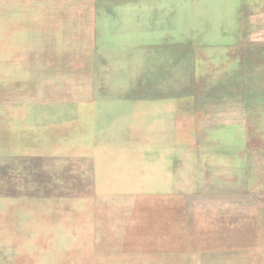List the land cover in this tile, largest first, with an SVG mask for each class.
<instances>
[{"label":"rangeland","instance_id":"rangeland-1","mask_svg":"<svg viewBox=\"0 0 264 264\" xmlns=\"http://www.w3.org/2000/svg\"><path fill=\"white\" fill-rule=\"evenodd\" d=\"M0 264H264V0H0Z\"/></svg>","mask_w":264,"mask_h":264},{"label":"crops","instance_id":"crops-1","mask_svg":"<svg viewBox=\"0 0 264 264\" xmlns=\"http://www.w3.org/2000/svg\"><path fill=\"white\" fill-rule=\"evenodd\" d=\"M112 30V29H110ZM226 48H230L229 44L225 45ZM231 111H229L228 109H220L219 112L216 113V115H218L220 118L225 116V118H227L229 115H231L230 113ZM214 113L212 112V110L210 111V113L208 114L207 118H204L205 121V128H210L213 129L214 126Z\"/></svg>","mask_w":264,"mask_h":264}]
</instances>
